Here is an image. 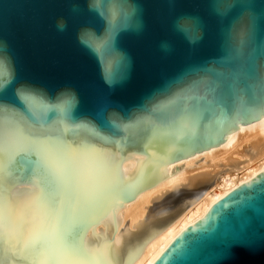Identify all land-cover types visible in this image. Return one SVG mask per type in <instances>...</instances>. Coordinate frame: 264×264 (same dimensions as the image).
<instances>
[{"label": "water", "instance_id": "water-1", "mask_svg": "<svg viewBox=\"0 0 264 264\" xmlns=\"http://www.w3.org/2000/svg\"><path fill=\"white\" fill-rule=\"evenodd\" d=\"M4 74L34 99L0 139L42 150L11 164L0 151L3 264H134L218 175L264 153L257 142L159 192L136 231L127 220L114 236L120 210L181 172L177 162L264 119V0H0ZM184 237L186 264H264V171L153 264H175ZM241 238L255 247L232 248Z\"/></svg>", "mask_w": 264, "mask_h": 264}, {"label": "bare ground", "instance_id": "bare-ground-1", "mask_svg": "<svg viewBox=\"0 0 264 264\" xmlns=\"http://www.w3.org/2000/svg\"><path fill=\"white\" fill-rule=\"evenodd\" d=\"M260 141H264V119L237 130L223 144L214 149L177 162L176 166L181 164L185 166L181 172L139 194L120 210L119 216L121 217L123 212V219L114 236H117L127 220H129L128 229L136 231V229H132V225L145 216L147 209L144 207L152 206L150 200L159 192L165 189L171 190L172 186L179 182L186 183L189 176L205 172ZM263 171L264 153L240 165L239 171H229L218 175L214 185L191 208L145 246L134 264H153L171 242L184 229L200 220L214 203Z\"/></svg>", "mask_w": 264, "mask_h": 264}, {"label": "snow or ice", "instance_id": "snow-or-ice-1", "mask_svg": "<svg viewBox=\"0 0 264 264\" xmlns=\"http://www.w3.org/2000/svg\"><path fill=\"white\" fill-rule=\"evenodd\" d=\"M179 28V25H177ZM184 30V29H181ZM115 30L109 32L103 40L104 51L111 54L114 49L112 47V41L114 39ZM94 46V45H93ZM0 79H3L7 87L0 88V125L8 122L11 117L18 115L24 118V113L27 110L29 101L34 97L24 95L23 91H18L15 88L14 83H8L9 76L7 74L0 75ZM111 82V81H109ZM42 150L41 141L38 139H12L11 136L5 132L3 138L0 139V151H7L9 153V164H11L16 156L28 155L29 153H40ZM2 171V168H0ZM3 177L0 176V180ZM189 242V237H184L177 245L172 249L170 256H174L175 264H186L184 257L185 245ZM255 247V241L249 239H238L232 248H253ZM231 251V249H230ZM3 264V262H0Z\"/></svg>", "mask_w": 264, "mask_h": 264}]
</instances>
